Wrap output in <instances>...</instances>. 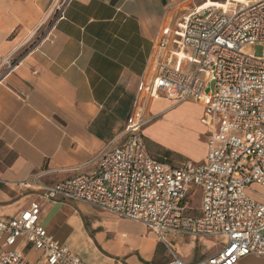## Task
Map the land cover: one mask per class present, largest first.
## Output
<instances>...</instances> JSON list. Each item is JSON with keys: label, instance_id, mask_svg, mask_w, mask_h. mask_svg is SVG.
Here are the masks:
<instances>
[{"label": "crops", "instance_id": "obj_1", "mask_svg": "<svg viewBox=\"0 0 264 264\" xmlns=\"http://www.w3.org/2000/svg\"><path fill=\"white\" fill-rule=\"evenodd\" d=\"M223 1L0 0V221L35 198L38 185L22 184L32 175L41 174L39 184L50 185L94 172L96 155L125 140L159 39L170 37L176 22L196 5ZM172 49L174 43L162 51L163 58ZM186 106L195 109L190 117ZM150 113L154 119L143 130L148 150L159 147L184 160L168 162L169 157L149 150L154 158L173 166L206 161L203 106L157 97ZM183 120L189 124L181 128L180 151L165 140ZM247 192L264 204V188L252 184ZM187 202L186 213L200 215L201 189L193 187ZM41 204L40 223L88 264H168L172 259L166 244L141 222L80 201ZM168 241L187 262L208 258L223 246L213 238L182 234ZM6 247L0 239V251ZM15 248L47 264L26 239ZM237 264H264V256L250 254Z\"/></svg>", "mask_w": 264, "mask_h": 264}, {"label": "built area", "instance_id": "obj_2", "mask_svg": "<svg viewBox=\"0 0 264 264\" xmlns=\"http://www.w3.org/2000/svg\"><path fill=\"white\" fill-rule=\"evenodd\" d=\"M172 43L176 49L163 58ZM157 97L204 107L205 162L173 166L150 154L143 130L154 119L150 103ZM95 160L92 173L50 185L39 184L41 174L22 182L39 189L26 209L0 221V239L7 245L0 264H37L15 248L22 239L47 264H88L40 223L43 200L85 202L143 223L166 244L168 264H237L250 254L264 256V204L247 192L252 184L264 188V0L203 2L183 14L171 36L158 41L125 140ZM193 187L202 192L197 216L186 213ZM175 234L213 238L223 246L208 258L187 262L168 241Z\"/></svg>", "mask_w": 264, "mask_h": 264}, {"label": "rangeland", "instance_id": "obj_3", "mask_svg": "<svg viewBox=\"0 0 264 264\" xmlns=\"http://www.w3.org/2000/svg\"><path fill=\"white\" fill-rule=\"evenodd\" d=\"M255 53L257 55H261L262 47H260V46L255 47ZM149 100L151 101L150 98H148V101ZM186 108H187L186 109L187 116L190 117L193 113H195V109L192 108L191 106H188V107L186 106ZM188 124H189V120H187V121L183 120V121H181L179 126H175V127L171 128L169 130V135L170 136H168L167 140H165L167 142L166 145H170L175 150H180L181 151L183 149L182 140L184 139V133H183V130L181 128H183V126H187ZM198 137L201 140L204 139V136L200 135V133H199ZM149 145L151 146V143ZM149 150L151 151V153L154 156H156L158 158L164 157V156L169 157L168 162H172V161L175 162V161L184 160V158L181 157L180 155H177L176 153H169V152H167L164 149L159 148V147H157L155 149H150V147H149ZM252 190H253L255 196L258 197V193H259V192H257L258 189L253 188Z\"/></svg>", "mask_w": 264, "mask_h": 264}]
</instances>
